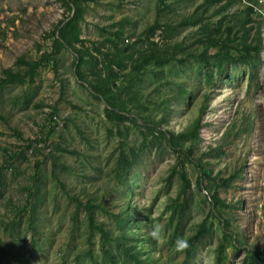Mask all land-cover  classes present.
<instances>
[{"label":"rangeland","instance_id":"1","mask_svg":"<svg viewBox=\"0 0 264 264\" xmlns=\"http://www.w3.org/2000/svg\"><path fill=\"white\" fill-rule=\"evenodd\" d=\"M222 2L84 1L77 17L80 42L75 46L84 49L88 62L77 66L70 46H52L56 29L75 13L72 3L0 0V78L5 68L25 69L19 59L43 58L33 80L0 87V264H88L82 254L88 234L86 212L77 209L75 201H85L88 193L95 198L97 222H104L113 235L121 232L136 238L131 242L135 241L146 264H217L222 229L210 214L213 187L230 204L223 217L230 221L231 235L225 237L219 264H241L246 250L252 248L262 251L264 262V0L259 7L263 46L257 73L251 76L247 64L228 65L221 76L213 73L208 81L194 56L204 48L200 25L208 23L214 29L222 19L225 31L232 20L228 14L244 4L233 0L213 12ZM256 20L254 16L244 24L250 25V33ZM117 30L120 38L115 37ZM147 40L156 41L161 53L167 50L173 56L143 69L123 93L135 91V102L122 119H110L89 82L107 72L105 53L121 56L129 65L125 48ZM201 106L204 114L194 149L201 167L195 160L187 161L185 180L175 174L168 182L176 153L161 145L162 139L155 146L143 142L142 115L159 121L153 126L155 134L160 133L159 127L178 132ZM49 113L57 116V126L43 146V140L34 139L44 137ZM122 148L126 153L135 149L137 157L125 176L117 177L114 166ZM236 172L229 185L221 184V179ZM204 173L214 176L219 185H211ZM181 183L191 198L176 218L170 214L177 207L175 200L181 198ZM120 209L128 212L121 226L114 217ZM204 218L213 224V232L195 243L188 258L185 250L174 251L175 238L187 239ZM155 221L162 231L152 240L146 229ZM91 239L100 261L98 234Z\"/></svg>","mask_w":264,"mask_h":264},{"label":"trees","instance_id":"2","mask_svg":"<svg viewBox=\"0 0 264 264\" xmlns=\"http://www.w3.org/2000/svg\"><path fill=\"white\" fill-rule=\"evenodd\" d=\"M73 4L75 8V13L70 16L63 24L56 29V33L53 35V43L70 46L75 51V65H80V63L88 62L85 58L84 49H78L75 46V42H80L79 29L77 27V17L81 15L82 2L87 0H65ZM208 5L213 4L220 0H204ZM223 2L214 9L213 12L223 10L228 6L233 0H222ZM240 1V0H239ZM241 9L236 10L234 13L228 14V21L224 26L225 31L222 30V19L219 20L214 29L210 28L208 23H202L200 29L203 31V37H199L201 43L204 45L203 50L196 53L195 58L200 62L201 67L204 70V74L208 81L212 80L213 73L221 76L228 65H239L247 64L249 69L252 70L251 76L257 73L261 62V50H262V37H261V9L260 0H243ZM240 12V14H238ZM241 13H244L247 18L243 20ZM258 17L256 20V28L250 33V25L245 26L246 22H249L254 18ZM63 20H61L62 22ZM159 26V25H155ZM243 30L241 34L237 35V32ZM225 33V35H224ZM121 32L119 30L115 31V37L120 38ZM113 40V39H112ZM123 42L122 38L120 39ZM118 41L113 44L117 46ZM135 48V49H133ZM209 48H211L210 53ZM125 50L127 51V58L130 60L129 65L122 59V57L117 56L114 53H105L104 60H106L105 68L107 72L102 76L99 74L98 81L89 82L92 93L95 98L102 100L104 103V110L110 119L119 120L125 116V111L129 104L135 102V91L130 95L125 96L123 93L127 88L132 86L134 78H137L141 71L145 69L149 64L160 65L162 62L169 60L173 54H169L167 50L161 53V48L156 41L147 40L145 44L140 43L139 45H128ZM197 56V57H196ZM43 58L31 61H24L19 59L22 65L25 66L23 70L12 71L10 68L3 69V77L0 78V87H4L9 84L16 82L23 83L25 81L33 80V76L36 73V69L40 65ZM114 66L116 69L112 68ZM125 72V69L128 68ZM121 79L120 82L117 80ZM132 102V103H129ZM137 104V103H135ZM204 114V107L201 106L198 111V115L189 123L187 126L178 132L170 131L167 129H160L159 134L153 133V126H158L159 121L155 122L148 118L147 114H143L141 122L143 128H145V133L143 134V142H147V145L155 146L160 139H162L161 145H166L171 151L176 153L175 164L170 168L166 180L169 182L171 178L178 174L181 181L185 180L186 173L183 169L184 163L189 161L197 162L198 169L201 167V161L199 157L194 156V149L197 145L199 135V128L202 126V118ZM48 117V130L45 132L44 137L39 139H34L36 142L43 140V146L46 145V139L49 138L51 132H53L57 126L56 115L49 113ZM53 115V116H52ZM54 116L56 118H54ZM41 129V128H40ZM151 133V137H148V133ZM45 142V143H44ZM139 150L141 148L139 147ZM165 150L164 148L162 149ZM131 152V153H130ZM130 153V154H129ZM129 153L125 152V149H121L116 158L114 172L117 177L125 176L126 172L129 171L135 164L137 153L135 149L130 148ZM212 153V150H210ZM239 172V171H238ZM238 172L231 174L229 177L221 179L222 185H229V181L237 176ZM203 178L206 179L211 185H219L218 182L214 183L215 177L204 173ZM201 175L198 176V186L200 187ZM210 189V188H208ZM181 198L175 200V207L170 216L179 218L181 217L183 210L190 200L191 196L189 192L185 189L184 183H181ZM209 198L211 202L210 214L218 219L219 226L222 229V236L216 245V262L219 264L221 260V254L225 250V237L231 235L229 219L223 217V212L227 206L224 200L220 197L218 190L213 187L209 192ZM76 208H83L86 212V227L88 234L86 236V248L83 250L82 254L87 258L88 264H128L129 260L135 261V264H146L143 258L139 255V250L136 247L135 240L132 239L130 235L119 232L117 235H113L109 228H107L104 222L99 221L94 218V205L95 198L91 196V193L87 194L86 200L75 199ZM127 209H120L115 214V220L118 225L121 226L127 220ZM178 228V226H177ZM214 230L213 224L207 223V219H202L199 223L195 224L193 231L187 236V241L189 247L185 249V257L188 258L192 255L193 246L201 238L211 234ZM93 233L98 234L99 238V250L101 252V260L97 261L93 252V241L91 236ZM262 251H258L254 248L247 249L246 253L241 261V264H264L260 258ZM63 259V257H62ZM64 264V261H62Z\"/></svg>","mask_w":264,"mask_h":264},{"label":"clouds","instance_id":"3","mask_svg":"<svg viewBox=\"0 0 264 264\" xmlns=\"http://www.w3.org/2000/svg\"><path fill=\"white\" fill-rule=\"evenodd\" d=\"M161 231H162V225L158 221L151 223L146 229L147 236L152 240L159 238L161 235ZM188 247H189L188 241L182 238L181 236H177L173 241V249L176 252H182Z\"/></svg>","mask_w":264,"mask_h":264},{"label":"built area","instance_id":"4","mask_svg":"<svg viewBox=\"0 0 264 264\" xmlns=\"http://www.w3.org/2000/svg\"><path fill=\"white\" fill-rule=\"evenodd\" d=\"M54 118H56L55 116H54ZM57 119V118H56Z\"/></svg>","mask_w":264,"mask_h":264}]
</instances>
